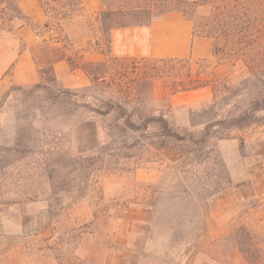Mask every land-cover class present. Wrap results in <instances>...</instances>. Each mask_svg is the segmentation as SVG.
<instances>
[{
    "label": "rangeland",
    "instance_id": "374dc122",
    "mask_svg": "<svg viewBox=\"0 0 264 264\" xmlns=\"http://www.w3.org/2000/svg\"><path fill=\"white\" fill-rule=\"evenodd\" d=\"M17 1L0 0L8 31ZM106 2L51 27L24 22L35 43L61 35L88 85L52 81L48 67L38 87L0 77V264H264V64L233 53L216 18L241 6L178 0L110 17ZM177 9L213 40L208 59H84L107 48L110 23ZM103 97L139 122L164 116L176 136L121 127L90 108Z\"/></svg>",
    "mask_w": 264,
    "mask_h": 264
},
{
    "label": "crops",
    "instance_id": "0c3cea01",
    "mask_svg": "<svg viewBox=\"0 0 264 264\" xmlns=\"http://www.w3.org/2000/svg\"><path fill=\"white\" fill-rule=\"evenodd\" d=\"M193 1V0H189ZM96 2V3H94ZM99 2V0H98ZM97 0H81L84 11L95 10ZM28 21L17 19L14 31L4 28L0 20V77L9 76L20 85H32L42 79L41 69L51 66L58 80L66 86H86L88 74L79 66H73L65 53H56L52 47L60 42L35 43L28 26L32 21L45 23L48 16L38 0H19ZM108 54L115 57H150L169 59H208L213 54V40L196 35L193 22L182 11L170 10L147 24H131L113 28L110 32ZM108 54L99 50L85 52V60L102 61Z\"/></svg>",
    "mask_w": 264,
    "mask_h": 264
},
{
    "label": "trees",
    "instance_id": "16d2710c",
    "mask_svg": "<svg viewBox=\"0 0 264 264\" xmlns=\"http://www.w3.org/2000/svg\"><path fill=\"white\" fill-rule=\"evenodd\" d=\"M40 5L42 6L44 12L48 16V20L44 23L46 26L51 27L52 21L51 19L57 18L59 20L66 19L71 17L74 10L81 6V0H38ZM115 2V0H111ZM116 1H125V4H121L119 6H114L113 2L111 3H104V11L110 12V17H112L116 13H129L132 12L134 14L142 15V13H150L156 8H161L164 5L171 3L172 1L178 0H116ZM184 1V0H180ZM206 0H193V4H202ZM242 1V2H241ZM19 2V1H17ZM233 6H241L240 9H235L232 12H225L218 11L216 13V18H218L219 14H224L222 23L225 24L228 28L225 30L224 34L232 37L229 41L230 49L233 53L240 56L244 61L247 62H259L264 64V0H232ZM244 2V3H243ZM236 8V7H235ZM181 11L180 9H177ZM164 13V12H163ZM14 17L17 19H22L28 21L27 15H25L19 3L14 5ZM0 20L3 21V18L0 17ZM114 19L112 18V21ZM241 20V21H240ZM151 21V20H150ZM149 21V22H150ZM149 22L139 21L136 23H110L108 29H105V34L108 35L106 46L107 48L102 51L108 54L109 45H110V32L113 28L131 25V24H147ZM56 29L59 28L60 32L62 31V24L60 22L56 23ZM107 28V27H106ZM60 34V33H59ZM51 41L48 43L53 42H61L63 38L61 35L51 37ZM66 46L61 45V47H52V51L56 53H65ZM108 57L110 55L108 54ZM67 59L71 63L67 55ZM169 58H159V60H165ZM81 67L87 74L90 72L87 70L85 66L82 65H74ZM48 69L52 73V81H56L57 78L53 72L51 66ZM43 72L44 69H41V75L43 79ZM90 75V74H89ZM258 75H264L263 72L258 73ZM41 82L36 83L35 86H41ZM264 99V95H262ZM100 104L98 107H91L92 110H95L101 115H109L114 114L115 119L121 122V127H125L132 130H145L150 123L158 124L159 132L162 135L168 136H176L175 132L173 131L172 127L170 126L169 121L162 115L160 116H153V117H145L141 122L137 121L135 117L137 114L128 109L126 106L121 104L119 101L114 100L111 97H103L100 98ZM259 100V99H258ZM256 107H252L248 112H254L256 110L262 109L263 105L259 102ZM141 119L142 117H138ZM213 124L211 123L208 125L204 132L202 133V138L206 139L208 136L209 130ZM191 138L193 135H190ZM193 139V138H192Z\"/></svg>",
    "mask_w": 264,
    "mask_h": 264
}]
</instances>
